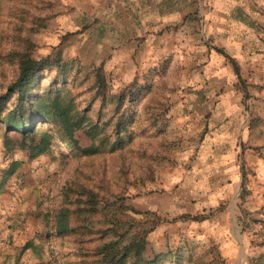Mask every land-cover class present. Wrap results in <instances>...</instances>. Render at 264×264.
Here are the masks:
<instances>
[{"label":"rangeland","instance_id":"obj_1","mask_svg":"<svg viewBox=\"0 0 264 264\" xmlns=\"http://www.w3.org/2000/svg\"><path fill=\"white\" fill-rule=\"evenodd\" d=\"M219 50L237 63L240 79ZM21 55L72 65L74 80L53 82L62 99L43 104L65 131L37 121L18 133L0 122V235L32 232L34 255L22 262V247L14 264H105L107 245L133 241L145 262L159 254L173 264L264 262V0H0V95ZM100 67L110 94H138L121 108L134 122L115 150L109 124L118 118L94 89ZM55 75L42 73L43 91ZM70 98L104 127L96 141L65 109ZM189 102L205 104L207 131L216 108L223 118L224 108L239 105L255 153H242L235 175L219 168L198 188L189 169L187 191L175 181L189 141L178 120L189 119ZM70 135L77 144L62 140ZM66 188L77 191L74 200L93 192L97 211L73 215L75 231L61 238L54 217ZM17 193L33 207L29 223L3 212ZM83 197L72 206L78 213L89 203Z\"/></svg>","mask_w":264,"mask_h":264},{"label":"trees","instance_id":"obj_2","mask_svg":"<svg viewBox=\"0 0 264 264\" xmlns=\"http://www.w3.org/2000/svg\"><path fill=\"white\" fill-rule=\"evenodd\" d=\"M219 52L231 60L235 72L240 79L241 73L237 63L227 55L225 51L219 50ZM15 65H17L18 73L14 82L8 87L5 94L0 95V122L6 123L10 130L18 133H27V130L32 128L34 122L37 121L49 123L54 122L55 124H58V126L63 125L61 117L53 110L45 108L43 104L45 98H51L53 100L62 99L61 90L59 89L63 88L59 87L58 89L57 85H53V82L56 84H69L71 80H74L70 74L74 66H68L61 60L52 57L37 60L27 55H21ZM46 70H55L56 75L54 76L52 83H50L45 91H43L40 86L42 73ZM94 79V89L96 90L97 98L102 100L103 107L109 102L113 107L114 117L118 118L114 124H109V126L111 125L113 132L116 134V139L112 142V149L115 150L123 144L122 139H120L121 134L123 132H128L129 126L134 122L133 116H127L126 113H121V108L126 103L127 99L130 101L136 100L138 94L134 93L132 90L123 91L118 95L110 94L107 87L106 75L102 67L96 71ZM65 88L67 87H64V89ZM9 103L12 104V107L8 105ZM63 104L65 109L72 114L77 128L83 129L89 138L96 141L97 138L100 137L102 129H104L100 121L95 122L94 120H91L87 115L88 111H77L76 105L71 98L70 100L65 99ZM61 127L65 131V127ZM69 139L70 140H67L62 137V140L67 144H77V140L72 135H70ZM76 192L77 191L73 188H66L63 189L61 194V203L54 217V227L61 238H65L75 231V228L71 225V218L73 215H84L88 217L97 211V198L93 192L85 193L89 198V203L84 205L81 213L73 210V205L83 203L80 200H83L82 198H84L83 196L85 195L84 193L79 192L77 199L74 200L72 194H75ZM103 256L106 258L105 264H164L166 261L173 264V262H179L174 261L173 257L170 255L163 254L156 255L151 261L145 262L141 256V243L137 241H133V243L123 247L118 246L117 244H109L105 247ZM255 264H264V262L258 260Z\"/></svg>","mask_w":264,"mask_h":264},{"label":"crops","instance_id":"obj_3","mask_svg":"<svg viewBox=\"0 0 264 264\" xmlns=\"http://www.w3.org/2000/svg\"><path fill=\"white\" fill-rule=\"evenodd\" d=\"M186 109L189 119L188 117L185 120L179 119L178 124L182 127V134L189 136V141L186 142L187 146L184 151L177 155L181 160L176 163V186L189 191V169H192L193 182L197 185V188L203 183L207 173L216 172L219 168L224 169V174L227 175H235L239 172V163L243 158L242 153H255V151L247 149L251 146V127H243L240 106H233L229 109L224 108L223 118L219 117L221 115L218 112L220 109L216 108L210 118L209 131H207L206 125L207 112L205 104L189 102ZM220 119L223 122H219ZM261 153H264V150ZM14 196L15 198L12 196L8 198V201L12 203L11 206L4 208L5 211L3 212L7 214L6 219L12 216L18 224H22L23 221L29 223V221H32L33 207L28 204L23 205L24 201L21 194L17 193ZM20 233V230H18L10 235V230H7L0 235V248H2L0 250V264H4L3 259L7 264H14V255L19 250L21 252L22 247H26L25 252L22 254V262L27 263V260L33 254V243L29 241L32 238L31 230L19 235ZM11 239L15 241L13 247L6 245L7 241L10 242Z\"/></svg>","mask_w":264,"mask_h":264}]
</instances>
